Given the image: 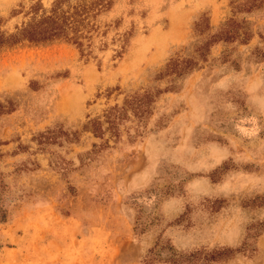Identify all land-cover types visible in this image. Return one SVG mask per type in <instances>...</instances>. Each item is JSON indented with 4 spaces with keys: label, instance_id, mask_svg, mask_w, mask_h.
<instances>
[{
    "label": "rangeland",
    "instance_id": "374dc122",
    "mask_svg": "<svg viewBox=\"0 0 264 264\" xmlns=\"http://www.w3.org/2000/svg\"><path fill=\"white\" fill-rule=\"evenodd\" d=\"M52 1L0 0V32ZM93 12L80 45L0 48V264H264V0Z\"/></svg>",
    "mask_w": 264,
    "mask_h": 264
},
{
    "label": "trees",
    "instance_id": "16d2710c",
    "mask_svg": "<svg viewBox=\"0 0 264 264\" xmlns=\"http://www.w3.org/2000/svg\"><path fill=\"white\" fill-rule=\"evenodd\" d=\"M109 0H53L49 7H42L39 2L29 6L30 18L18 27L14 32L4 34L0 32V48L11 47L18 43H27L33 46H44L55 42H71L76 45L81 44L80 34L82 28L87 25L86 21L90 13L105 7ZM241 5H238L240 7ZM231 22H227L225 27L220 29V33L227 35L231 32ZM193 58H180L176 56L170 59L164 66L162 75L178 76L194 67ZM146 95L135 96L127 102V108L134 114H140L141 106ZM126 107L115 106L105 113L107 129L114 135L116 130V120L126 110ZM91 133L95 136L103 134L105 128L98 120L88 122ZM1 176V173H0ZM0 180V221L7 216V189Z\"/></svg>",
    "mask_w": 264,
    "mask_h": 264
}]
</instances>
